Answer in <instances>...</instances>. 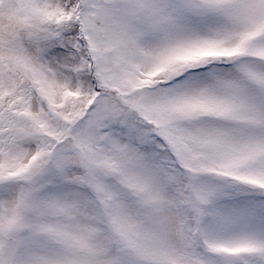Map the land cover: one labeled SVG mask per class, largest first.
Listing matches in <instances>:
<instances>
[{"label": "snow or ice", "instance_id": "1", "mask_svg": "<svg viewBox=\"0 0 264 264\" xmlns=\"http://www.w3.org/2000/svg\"><path fill=\"white\" fill-rule=\"evenodd\" d=\"M0 264H264V0H0Z\"/></svg>", "mask_w": 264, "mask_h": 264}]
</instances>
